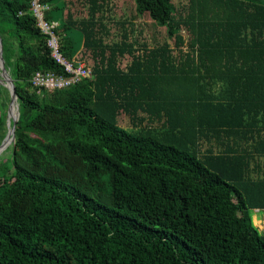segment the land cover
Masks as SVG:
<instances>
[{"label": "trees", "instance_id": "1", "mask_svg": "<svg viewBox=\"0 0 264 264\" xmlns=\"http://www.w3.org/2000/svg\"><path fill=\"white\" fill-rule=\"evenodd\" d=\"M80 1L79 15L44 0L46 19L65 57L93 53V77L38 90L37 71L67 73L31 0H0L20 110L0 155V264H264L251 216L264 209V0H135L175 39L153 47L127 20L108 43L112 0ZM7 95L0 84V144Z\"/></svg>", "mask_w": 264, "mask_h": 264}, {"label": "rangeland", "instance_id": "2", "mask_svg": "<svg viewBox=\"0 0 264 264\" xmlns=\"http://www.w3.org/2000/svg\"><path fill=\"white\" fill-rule=\"evenodd\" d=\"M178 8H182L186 5L187 0H173ZM72 4L69 6L72 10H77V14H84L86 12V7L80 0H68V4ZM112 11L110 12V35L106 38L108 43L113 41H118L121 39V34L123 31L122 21L127 20L132 25H128V29L130 30V38L132 41L137 42V45L142 43H146L148 46H157L167 41L172 46H174V37H170L167 33V28L158 26L154 23L148 15H145L141 18H137L135 11V0H112ZM127 27V26H126ZM73 37L76 40V49H79V52L83 49V36L82 34L74 30ZM185 38L188 40V34L184 32ZM83 55V60L90 66L94 64V58L88 50H84L80 53V56ZM131 61V56L125 55L120 60V67L125 68L127 64ZM7 103L10 104V99L7 95ZM9 107V105H8ZM119 123L124 126L126 129L132 130L134 129L131 124L129 117L125 114H121L119 116ZM8 128V126H7ZM14 145L10 144L4 151L1 157L7 158L10 156L12 152V147ZM253 216V212L251 213Z\"/></svg>", "mask_w": 264, "mask_h": 264}, {"label": "built area", "instance_id": "3", "mask_svg": "<svg viewBox=\"0 0 264 264\" xmlns=\"http://www.w3.org/2000/svg\"><path fill=\"white\" fill-rule=\"evenodd\" d=\"M31 7L37 19V24L48 36V45L51 49V55L63 66L67 76L59 75L54 72L37 71L31 79L32 85L38 90L43 88L59 89L69 87L82 81L85 78H92L93 73L90 67L84 61L71 60L65 57L61 52L60 38L57 33L59 21L47 20L46 12L50 9V5L44 0H31ZM252 221L258 230L264 233V209H253Z\"/></svg>", "mask_w": 264, "mask_h": 264}, {"label": "water", "instance_id": "4", "mask_svg": "<svg viewBox=\"0 0 264 264\" xmlns=\"http://www.w3.org/2000/svg\"><path fill=\"white\" fill-rule=\"evenodd\" d=\"M0 84L5 86L10 93V104L7 113L8 132L4 140L0 144V154H1L10 144H14L15 142V136H16L15 129L20 115L15 81L11 76L10 71L5 63V59L3 56V41L1 35H0Z\"/></svg>", "mask_w": 264, "mask_h": 264}, {"label": "bare ground", "instance_id": "5", "mask_svg": "<svg viewBox=\"0 0 264 264\" xmlns=\"http://www.w3.org/2000/svg\"><path fill=\"white\" fill-rule=\"evenodd\" d=\"M238 1V0H237ZM260 2V1H259ZM257 6V5H256ZM249 9V8H248ZM257 9V8H256ZM250 13V12H249ZM65 14V13H64ZM243 16V15H242ZM211 18V17H210ZM243 18H244V16H243ZM250 19V18H249ZM63 20V19H62ZM235 31V30H234ZM228 32V31H227ZM257 33V32H256ZM254 34V33H253ZM229 35V34H228ZM232 35V34H231ZM259 35V34H258ZM257 35V36H258ZM261 36V35H260ZM232 37V36H231ZM259 37V36H258ZM228 38V37H227ZM257 38V37H256ZM236 39V38H235ZM247 53V52H246ZM93 54V53H92ZM248 55V54H247ZM9 137H11V136H9ZM3 154V152L0 154V155H2Z\"/></svg>", "mask_w": 264, "mask_h": 264}]
</instances>
